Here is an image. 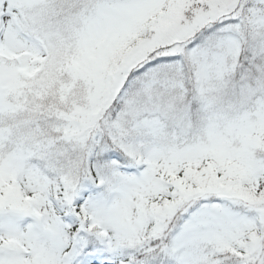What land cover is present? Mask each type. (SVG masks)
Returning a JSON list of instances; mask_svg holds the SVG:
<instances>
[{"label":"snow or ice","instance_id":"1","mask_svg":"<svg viewBox=\"0 0 264 264\" xmlns=\"http://www.w3.org/2000/svg\"><path fill=\"white\" fill-rule=\"evenodd\" d=\"M0 264H264V0H0Z\"/></svg>","mask_w":264,"mask_h":264}]
</instances>
